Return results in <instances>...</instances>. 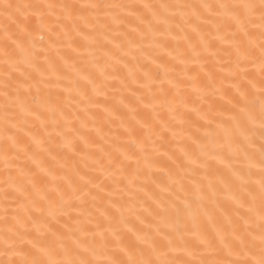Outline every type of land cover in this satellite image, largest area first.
Segmentation results:
<instances>
[{
  "label": "snow or ice",
  "instance_id": "1",
  "mask_svg": "<svg viewBox=\"0 0 264 264\" xmlns=\"http://www.w3.org/2000/svg\"><path fill=\"white\" fill-rule=\"evenodd\" d=\"M0 99V264H264V0H0Z\"/></svg>",
  "mask_w": 264,
  "mask_h": 264
},
{
  "label": "bare ground",
  "instance_id": "2",
  "mask_svg": "<svg viewBox=\"0 0 264 264\" xmlns=\"http://www.w3.org/2000/svg\"><path fill=\"white\" fill-rule=\"evenodd\" d=\"M10 2L12 3H29V2H33V0H10ZM78 2H87V0H78ZM97 2H101V3H137V4H143V3H152V4H160V3H169V4H185V3H190V4H200L203 2V0H97ZM208 2L210 3H215L218 2V0H208ZM175 35L178 36H182L181 33H179L178 30H176L174 32ZM167 43V50H177V51H184L186 48V45L184 43V41L182 39H178V40H172L171 37H167L166 40L164 41ZM147 43V41L145 42ZM109 48H111V45L108 46ZM80 51L83 53V60L84 61H88L91 59V57L88 55V51L89 50H85L84 48H81ZM91 51L95 52V57L98 59L99 65L102 67L105 65L106 63V59L103 56V51L104 50H97V49H92ZM66 56L72 57V58H76L74 56V54L70 53V52H65L63 53ZM155 54V53H154ZM137 55H139L137 53ZM129 59L130 58H126ZM72 62V59H69V63ZM158 62H165L168 63L170 62V58L164 54L163 52H161L160 54V60ZM87 67H89V69L91 71H93L94 73H96V68L93 67L92 65H87ZM109 71H111L109 69ZM226 74V73H225ZM97 75V82L98 83H103V78L99 77L98 73H96ZM219 78V77H218ZM65 83H67V81H65ZM112 87H115L116 85H111ZM132 87H135V85H133ZM57 91H59V89H57ZM105 91H108V89H105ZM89 93L91 94V90L89 89ZM109 95H111V92H109ZM125 97H127V92L124 93ZM98 102L103 104L104 103V98L103 96L98 98ZM127 102V100H126ZM208 103H212L213 104V111L215 112L216 110L220 109V107L222 105H224V101H222L220 99L219 94H217L216 96H209L207 101H202L199 99L198 96L196 95H189V106H196V107H200L202 111H208ZM3 104L2 99H0V105ZM91 114H95L97 116V127H103V133H106L107 136L109 138H111L114 135L115 129H116V124H112L111 126H103L102 125V119H103V113L99 112L96 109H93V113ZM230 113L225 112V117L227 115H229ZM81 116L83 119L87 120L88 119V115L81 113ZM190 119H192L193 121H195L197 118L195 116V114H192ZM2 121H3V111H2V107H0V128H2ZM118 123V122H117ZM200 123L202 124L203 121H200ZM92 127L91 122H89V128ZM111 129V130H110ZM179 131V130H178ZM203 131V129L201 130ZM191 132L193 135H196V130L195 127H193L191 129ZM85 134L88 135L91 139L95 140L97 143L103 144V141H100L98 139V137L96 136L95 132H88L87 130H85ZM120 134H121V138L123 139V130H120ZM169 139H171V136H169ZM184 143L186 145H188L189 147H191V143L190 141L185 140ZM105 149L107 150V145H104ZM176 142L173 141L171 144H168L166 146V149L170 152H172L174 154L175 157H180V153L178 151H176ZM78 148L80 150H83V146L78 144ZM165 149H162V151ZM154 155L153 153L149 152V156ZM95 161H99V163H95ZM180 161H182V157H180ZM178 161V162H180ZM22 162V161H21ZM73 162H75V164L80 168L81 172H88L91 175H95V176H99L100 180H104V176L100 175V165L103 164L105 167H107V160L104 159L103 157V153L96 151L95 149L91 150L90 153L84 158L81 159L80 157H72L71 155H69V160H68V167L71 168ZM169 166H172L169 163ZM3 163L2 161H0V172L3 171ZM142 168H143V163H142ZM111 169H109L110 171ZM152 171L155 173L154 176H152L151 178H149V183H148V187L151 190H155V184L151 183V180H155L158 183H166L167 182V176L163 175L161 173H159L156 169V167H154L152 169ZM129 177H133L134 172L132 169L129 170L128 172ZM147 176V168H143V171L139 177V179L137 180V183H142L144 182L145 178ZM2 178V177H0ZM107 182V181H105ZM108 189H106L105 191H107ZM103 195V193L101 194ZM89 208L94 212L95 209L92 208L91 204H89Z\"/></svg>",
  "mask_w": 264,
  "mask_h": 264
}]
</instances>
